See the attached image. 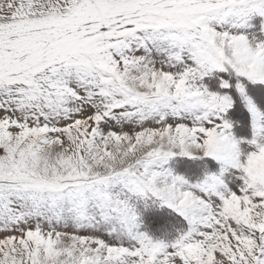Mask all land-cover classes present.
<instances>
[{"label":"snow or ice","instance_id":"1","mask_svg":"<svg viewBox=\"0 0 264 264\" xmlns=\"http://www.w3.org/2000/svg\"><path fill=\"white\" fill-rule=\"evenodd\" d=\"M0 264H264V0H0Z\"/></svg>","mask_w":264,"mask_h":264}]
</instances>
